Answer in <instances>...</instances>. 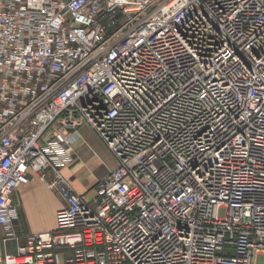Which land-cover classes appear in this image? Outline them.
I'll list each match as a JSON object with an SVG mask.
<instances>
[{"label": "built area", "instance_id": "obj_1", "mask_svg": "<svg viewBox=\"0 0 264 264\" xmlns=\"http://www.w3.org/2000/svg\"><path fill=\"white\" fill-rule=\"evenodd\" d=\"M30 174L65 206L22 238ZM0 226V264H264V0H0Z\"/></svg>", "mask_w": 264, "mask_h": 264}, {"label": "crops", "instance_id": "obj_2", "mask_svg": "<svg viewBox=\"0 0 264 264\" xmlns=\"http://www.w3.org/2000/svg\"><path fill=\"white\" fill-rule=\"evenodd\" d=\"M79 131L76 158L63 169V174L76 192L92 204L98 185L117 167V160L91 128L83 125ZM14 200L20 210L15 228L22 238L55 230L56 214L65 206L62 198L50 191L36 174H30L29 183L15 192ZM3 236L0 226V239ZM2 246L5 251L16 253V242L2 243Z\"/></svg>", "mask_w": 264, "mask_h": 264}, {"label": "rangeland", "instance_id": "obj_3", "mask_svg": "<svg viewBox=\"0 0 264 264\" xmlns=\"http://www.w3.org/2000/svg\"><path fill=\"white\" fill-rule=\"evenodd\" d=\"M64 175V174H63ZM65 177V176H64ZM66 178V177H65ZM66 180H67V178H66ZM67 182L72 186V184L67 180ZM73 187V186H72ZM74 188V187H73Z\"/></svg>", "mask_w": 264, "mask_h": 264}]
</instances>
